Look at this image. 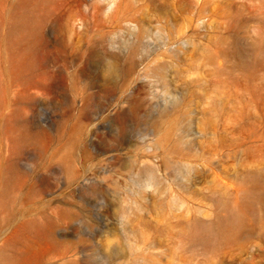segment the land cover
Segmentation results:
<instances>
[{"label": "rangeland", "instance_id": "1", "mask_svg": "<svg viewBox=\"0 0 264 264\" xmlns=\"http://www.w3.org/2000/svg\"><path fill=\"white\" fill-rule=\"evenodd\" d=\"M0 264H264V0H0Z\"/></svg>", "mask_w": 264, "mask_h": 264}, {"label": "bare ground", "instance_id": "2", "mask_svg": "<svg viewBox=\"0 0 264 264\" xmlns=\"http://www.w3.org/2000/svg\"><path fill=\"white\" fill-rule=\"evenodd\" d=\"M234 221L238 222L240 221V219L238 218V216H235L234 214H230L228 215V217L226 219H222L220 220L215 226L216 229L219 230V228L223 227L226 230H228L229 232H231L232 230H234L237 226L234 225ZM205 229V228H204ZM203 232V231H202ZM211 232V231H210Z\"/></svg>", "mask_w": 264, "mask_h": 264}]
</instances>
